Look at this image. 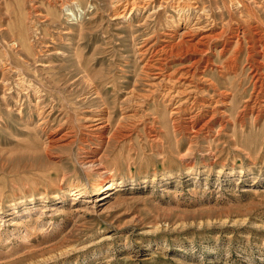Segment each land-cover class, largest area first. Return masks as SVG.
I'll list each match as a JSON object with an SVG mask.
<instances>
[{"label":"rangeland","instance_id":"rangeland-1","mask_svg":"<svg viewBox=\"0 0 264 264\" xmlns=\"http://www.w3.org/2000/svg\"><path fill=\"white\" fill-rule=\"evenodd\" d=\"M126 2L0 0V264H264V0H200L223 34L169 71L211 59L200 93L217 113L203 130L184 113V131L139 52L173 8ZM19 68L53 116L21 91ZM97 111L110 120L101 146L85 127ZM53 131L72 132L52 143ZM91 148L107 179L81 165Z\"/></svg>","mask_w":264,"mask_h":264},{"label":"bare ground","instance_id":"bare-ground-1","mask_svg":"<svg viewBox=\"0 0 264 264\" xmlns=\"http://www.w3.org/2000/svg\"><path fill=\"white\" fill-rule=\"evenodd\" d=\"M154 1L155 0H144L143 6L140 7L139 5L142 3V0L141 3L138 0H127L126 4L121 6H125L124 9H122L123 13H125L129 6H132L133 10L136 8L145 9V7L152 8V4L154 3ZM164 4L171 5V7L173 8L174 15L171 16V21L167 20L168 26L166 25L165 32L161 33V39L156 34L145 38L142 42V49H140L139 51L143 60L146 61L143 67L145 74L153 81H159L158 83H152L154 84V90L151 91V94L156 95L159 93V95H161L163 103L166 104V107L174 106L172 112L170 111V114L172 116L174 125L178 128V130L184 131V113H187V115L190 116L194 115L190 120L191 122H197V120L201 118L204 120H209L205 125L203 124L204 126L201 127V130H203L208 127L212 123V121H214L217 113V110H214V107L210 108V105H206V102L201 99L202 93H200L202 89L200 88L201 83L210 82L209 79H206L205 72L210 69L211 59H198L195 57L192 60L190 59V62L188 63L189 65L183 67V69L173 70L172 73H170L169 70L173 58L184 55V52L187 53V55H199L204 57L206 51L203 48L206 46V42H212L215 39H218L223 34V32L216 33L214 24L215 22L211 23L210 20L206 19L204 14L200 12L202 10L200 6V0H163V2L157 7L158 11L156 10L157 12L155 11L153 13L154 16L160 17L161 10L163 9ZM116 14L118 16L121 15L120 11L116 12ZM181 28L184 29V33L182 34L180 41L175 42L176 35ZM22 40L23 42H18L20 49L28 57H34L35 54L32 45L30 46L31 43H28V37L26 36V34L24 38H22ZM157 40H159V42H157ZM6 57V66H12L10 55H6ZM204 63H206V66H204V69L202 70V64ZM256 63L257 62L254 63L255 65L253 64V68L255 69V71H253V69L252 72L257 83L262 79L263 73L261 72L260 67L256 65ZM258 64H261V62ZM17 80L19 82V88H21L22 92L25 93L27 91V96H30L31 98L32 96L37 97L38 101L36 104H34V107L37 109V111L45 109V112L43 111L45 114L48 108H50L46 113V118L48 119L49 117L53 116L54 112L57 109V105L50 104L43 106L46 103V100L42 99L43 91L34 83H31L32 80H29L28 76L24 72H22L20 68L17 72ZM210 87L211 89L212 87L216 88L215 83L213 82ZM131 96L133 97V95ZM216 103H219V101L217 100ZM210 109H212V112ZM97 112L98 113L95 112V114L92 112L93 115H88L86 117L85 127L87 128L88 132L92 134L91 136H97V138H99L98 146H101L106 138H104V135H106L105 133L110 125V120L106 118L105 114L102 111ZM133 113L134 111L132 110L128 111V115H126L124 118L129 119V121H135L136 115ZM158 116H156L153 119L154 122H152L155 126H158V124L160 123ZM162 126H165V124ZM43 129L48 130V127H45ZM54 132L56 131H53V133L51 134L52 143L58 142L59 140H62L66 137H70L69 135L72 131L65 132L59 138H57L58 135H53L56 134ZM156 134L159 135L158 133ZM156 134L155 136H157ZM96 154V149H92V151L90 150L88 153L86 152V155L82 156V158L80 159V163L85 168L90 169L99 174V176L103 177L104 179H107L109 173L106 167H104L99 162L100 160L96 157Z\"/></svg>","mask_w":264,"mask_h":264}]
</instances>
